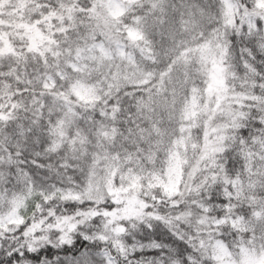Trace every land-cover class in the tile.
<instances>
[{
	"label": "snow or ice",
	"instance_id": "1",
	"mask_svg": "<svg viewBox=\"0 0 264 264\" xmlns=\"http://www.w3.org/2000/svg\"><path fill=\"white\" fill-rule=\"evenodd\" d=\"M0 264H264V0H0Z\"/></svg>",
	"mask_w": 264,
	"mask_h": 264
}]
</instances>
